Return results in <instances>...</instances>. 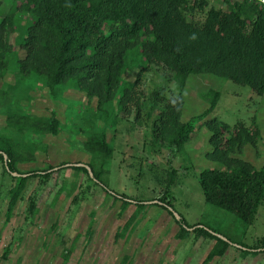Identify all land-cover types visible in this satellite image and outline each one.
Returning a JSON list of instances; mask_svg holds the SVG:
<instances>
[{
	"label": "trees",
	"instance_id": "obj_1",
	"mask_svg": "<svg viewBox=\"0 0 264 264\" xmlns=\"http://www.w3.org/2000/svg\"><path fill=\"white\" fill-rule=\"evenodd\" d=\"M222 1L228 10L212 5L199 22L189 19L187 11L194 5L204 10L208 0H194L193 4L190 0H15L0 21V119L4 120L0 162L3 174L10 178L5 222L13 217L31 180L47 179L58 167L86 173L87 180L121 201V214L135 204L120 235L135 228L146 206L159 205L178 222V237L203 234L215 239L201 264L225 255L232 242L239 244L242 256L264 254V237L252 244L227 235L224 239L206 225L177 218L166 195L148 205L146 199L113 193L105 178L114 150L108 130L116 126L144 71L153 64L162 65L174 71L181 92L162 112L158 136L181 149L193 137L197 122L206 123L208 155L219 165L199 172L205 201L234 213L246 227L255 222L264 204V161L248 158L245 150L253 147L257 155L263 154L259 122L230 124L208 117L221 97V91L213 87L204 92L209 105L196 115L184 116V89L193 76L230 79L264 96V4ZM135 70V78L128 79L126 75ZM11 72L13 80L6 79ZM42 90H47L55 104L66 103L65 119L54 107L48 113L33 112L35 93ZM69 90L84 93L87 104L69 98ZM94 100L96 104L91 105ZM63 133L72 146H83L89 160L65 159L58 165L46 162L24 169L25 164L37 162L40 153L49 154L54 136ZM72 162L89 164L93 175L83 165H64ZM13 171L27 175H14ZM176 173V169L171 171L168 188ZM67 183L64 180L63 188ZM34 208L31 202L29 209L33 212ZM9 252L7 247L2 257L7 258ZM123 263H129V255Z\"/></svg>",
	"mask_w": 264,
	"mask_h": 264
},
{
	"label": "rangeland",
	"instance_id": "obj_2",
	"mask_svg": "<svg viewBox=\"0 0 264 264\" xmlns=\"http://www.w3.org/2000/svg\"><path fill=\"white\" fill-rule=\"evenodd\" d=\"M190 1L193 4L194 0ZM14 4L15 0H0V21ZM212 5L229 9L222 0H208L204 10L194 5L187 15L201 22ZM18 34L20 39L23 32L20 30ZM12 74L6 79L13 80ZM126 76L133 80L136 70ZM210 87L220 90L221 97L208 117L216 116L230 124L259 122L263 135L259 147L263 154L257 155L253 147H246L245 155L262 163L264 96L230 79L193 76L184 89L185 117L196 115L209 105L204 92ZM180 92L171 69L153 64L144 71L116 126L108 130V138L114 144L111 164L105 172L109 190L119 196L124 193L146 199L147 203L166 195L179 213L175 215L177 218L184 217L190 224L199 222V226L206 225L213 233L252 244L264 237V204L255 222L246 227L234 213L205 201L199 172L219 165L208 155L210 131L206 123L197 122L193 137L181 149L158 136L162 112L166 111L168 101ZM67 93L69 98L87 104L84 93L70 90ZM90 104L95 105L96 101ZM53 107L65 119L68 109L65 102L55 104L47 96V90L35 93L33 112L48 113ZM1 126H4L2 119ZM66 138L65 133L54 136L49 154L40 153L38 161L25 164L24 169L43 166L46 162L58 165L65 159L89 160L90 155L82 151L83 146H72ZM173 169L177 171L175 182L168 188ZM64 180L68 182L65 188ZM9 182L0 162V264H124L126 255H129L128 264H201L215 243V239L203 234L178 237L179 224L173 215L164 207L149 203L135 228L125 235L118 234L135 211V204L121 214V201L87 180L86 173H75L73 169L53 170L47 179L33 178L13 217L5 222ZM31 202L35 203L33 212L29 209ZM232 243L225 255L216 256L207 264H264V254L242 256L239 244ZM7 247H10L9 255L3 258Z\"/></svg>",
	"mask_w": 264,
	"mask_h": 264
},
{
	"label": "water",
	"instance_id": "obj_3",
	"mask_svg": "<svg viewBox=\"0 0 264 264\" xmlns=\"http://www.w3.org/2000/svg\"><path fill=\"white\" fill-rule=\"evenodd\" d=\"M0 153H1V151H0ZM64 165H83V166H85V167H87L88 168V170H89V172H90V174L91 175H93V170H92V168H91V166L89 165V164H87V163H84V162H73V163H67V164H64ZM58 167H55V169H57ZM14 175H27L26 173L25 174H21V173H19V172H16V171H13L12 172ZM168 207L173 211V213L176 215V216H179V213L171 206V205H168ZM216 235H218V236H220V237H222V238H224V239H227V237H225L223 234H221V233H218V232H214Z\"/></svg>",
	"mask_w": 264,
	"mask_h": 264
},
{
	"label": "built area",
	"instance_id": "obj_4",
	"mask_svg": "<svg viewBox=\"0 0 264 264\" xmlns=\"http://www.w3.org/2000/svg\"><path fill=\"white\" fill-rule=\"evenodd\" d=\"M264 4V0H254Z\"/></svg>",
	"mask_w": 264,
	"mask_h": 264
}]
</instances>
